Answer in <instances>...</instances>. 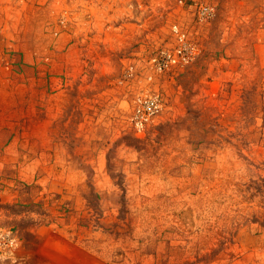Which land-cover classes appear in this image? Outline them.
Listing matches in <instances>:
<instances>
[{
    "label": "rangeland",
    "instance_id": "rangeland-1",
    "mask_svg": "<svg viewBox=\"0 0 264 264\" xmlns=\"http://www.w3.org/2000/svg\"><path fill=\"white\" fill-rule=\"evenodd\" d=\"M176 27L201 53L150 81ZM122 203L126 264H264V0H0V264H113L73 238Z\"/></svg>",
    "mask_w": 264,
    "mask_h": 264
},
{
    "label": "built area",
    "instance_id": "built-area-1",
    "mask_svg": "<svg viewBox=\"0 0 264 264\" xmlns=\"http://www.w3.org/2000/svg\"><path fill=\"white\" fill-rule=\"evenodd\" d=\"M200 22H209L215 16V8L209 4H200L197 10ZM176 43L172 47L163 48L148 59V70L153 75L165 76L192 65L201 53L200 46L179 28H174ZM131 78L137 75L134 67L128 69ZM163 98L159 93H144L137 96L131 109L130 121L137 134H144L148 126L156 120L163 109ZM0 237L5 238L4 234ZM7 247H11V238L7 236Z\"/></svg>",
    "mask_w": 264,
    "mask_h": 264
},
{
    "label": "trees",
    "instance_id": "trees-1",
    "mask_svg": "<svg viewBox=\"0 0 264 264\" xmlns=\"http://www.w3.org/2000/svg\"><path fill=\"white\" fill-rule=\"evenodd\" d=\"M115 197L121 199L117 193ZM124 199L127 200V193L124 194ZM95 200L101 201L102 196L98 193L94 195ZM116 205L115 203H112ZM90 209L93 212L92 217L94 218V227L95 230L93 233H100L101 237L92 236L91 238H83L81 239V234L75 236L73 238L74 243L79 244V246L91 253H95L97 256L110 260L113 264H126L128 260V251L123 250L121 248H114V244H117L119 240L125 239L128 236L129 231H126V216L129 214L127 210V204L122 203V206H115L109 209V211L118 212L117 221L107 224L106 226L101 224V219H103V213L100 212L99 208L96 205H90ZM80 228L85 227L82 224H79ZM87 227V226H86ZM71 239V238H70ZM113 241L114 244L111 243ZM132 254H136L140 256L145 255V253L140 252V248L134 249L130 251ZM138 256V258L140 257Z\"/></svg>",
    "mask_w": 264,
    "mask_h": 264
}]
</instances>
